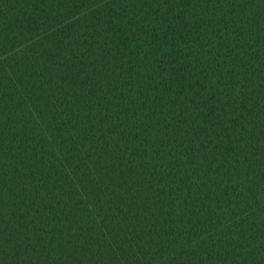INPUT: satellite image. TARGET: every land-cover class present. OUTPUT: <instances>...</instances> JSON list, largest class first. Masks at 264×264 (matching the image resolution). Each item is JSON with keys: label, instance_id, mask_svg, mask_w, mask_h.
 <instances>
[{"label": "trees", "instance_id": "trees-1", "mask_svg": "<svg viewBox=\"0 0 264 264\" xmlns=\"http://www.w3.org/2000/svg\"><path fill=\"white\" fill-rule=\"evenodd\" d=\"M0 264H264V0H0Z\"/></svg>", "mask_w": 264, "mask_h": 264}]
</instances>
